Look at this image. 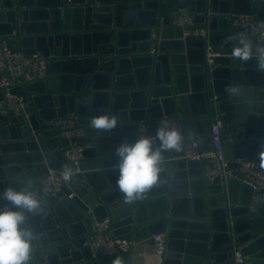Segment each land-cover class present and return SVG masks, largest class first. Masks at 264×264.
Instances as JSON below:
<instances>
[{"label": "water", "instance_id": "95a60500", "mask_svg": "<svg viewBox=\"0 0 264 264\" xmlns=\"http://www.w3.org/2000/svg\"><path fill=\"white\" fill-rule=\"evenodd\" d=\"M170 1L175 0H0V36L16 31L24 53L51 56L47 82L15 90L33 93L39 118L31 116L22 126V117L9 123L0 117V191L28 188L48 171L45 161L65 167L52 163L60 158L52 132L43 129L37 142L29 124L47 129L48 121L77 111L93 139L81 162L84 172L73 178L76 196L45 197L46 213L31 216L39 234L32 264H97L81 236L89 219L108 214L117 236L141 241L167 232L165 264H233L236 248L244 264H264V213L250 216L248 185L231 179L228 196L221 197L207 186L199 161L178 159L165 162L160 182L139 201L125 204L117 188L116 146L134 141L145 122L147 134H154L165 115L182 118L187 133L206 134L216 113L223 114L222 152L231 167L237 159L261 161L264 153V71L256 58L242 62L232 56L237 41L229 37L241 30L228 26L231 13L256 11L264 19V0H189L196 22L211 28L208 42L221 51L213 70L204 66L206 40L170 25L171 15L164 13ZM154 28L161 36L155 56ZM251 91L257 99L248 105L244 95ZM101 114L119 115L122 123L110 133L98 132L90 120ZM119 258L109 262L124 264Z\"/></svg>", "mask_w": 264, "mask_h": 264}, {"label": "built area", "instance_id": "2783aa9c", "mask_svg": "<svg viewBox=\"0 0 264 264\" xmlns=\"http://www.w3.org/2000/svg\"><path fill=\"white\" fill-rule=\"evenodd\" d=\"M264 23L260 14L253 11L250 14H229V28L238 27L244 36L253 42L254 46L264 45V28L259 25ZM170 25L183 27L184 36L193 35L206 40L204 52V66L213 70L216 66L214 58L221 55L219 48L208 42L210 33L209 25L198 23L195 14L185 6L173 10ZM161 36L153 29L151 34L152 48L150 53L156 55ZM51 56H44L37 52L26 54L21 48L15 47L7 40L0 38V117L3 122L24 118L22 126H25L31 116L38 115V109L32 102L29 93L16 92L21 88L27 90V85L39 81L49 80V62ZM264 90V88H263ZM218 95L214 96V100ZM167 121L172 127L179 129L184 137L183 147L180 151H170L164 154L165 162L168 160H197L201 163L203 177L210 190L215 191L221 197H227L229 193V181L236 179L241 185H248L252 189V201L249 203V214L255 216L264 213V167L261 161L255 159H237L236 167L230 166V161L222 152L224 144L223 129L226 124L223 114L217 112L207 127L206 134H192L185 131V123L179 116H163L159 119ZM49 127L35 129L29 124V133L32 139L39 142L43 138L42 130H50L52 139L56 141L54 152L60 153V158L54 162H62L71 167L74 175L65 179L64 168L51 167L50 161H45L48 171L40 176L35 183L28 188L39 189L43 204L45 197H52L57 201L64 199L72 200L76 193L72 184L75 174L83 173L81 162L85 160L86 151L93 147V139L88 132L89 124L80 123L77 111L68 113L63 117H56L48 121ZM148 124L142 123L137 130L139 135L147 134ZM155 134V132H154ZM152 134V135H154ZM151 135V134H150ZM206 140V141H205ZM66 141V143H63ZM205 141V142H204ZM43 153L44 150L40 148ZM113 220L108 214L103 219L91 218L87 221V230L81 236L82 247H87L90 259L97 264L104 263L114 256H121L129 252L134 244L131 235H114ZM154 251V264H165L168 234L160 232L151 235ZM244 255L241 248L233 252V264H244Z\"/></svg>", "mask_w": 264, "mask_h": 264}, {"label": "clouds", "instance_id": "9594fccd", "mask_svg": "<svg viewBox=\"0 0 264 264\" xmlns=\"http://www.w3.org/2000/svg\"><path fill=\"white\" fill-rule=\"evenodd\" d=\"M259 27L264 28V23ZM229 39L237 41L232 51L234 58L242 62L256 58L258 69L264 71V45L254 46L243 33ZM121 123L119 115L101 114L92 117L90 127L98 132L110 133ZM183 140L179 129L161 120L154 135H139L134 141L122 140L116 146V185L125 204L139 201L160 182V173L165 164L164 153L180 151ZM261 167H264V153ZM64 174L65 179L74 175L68 165H65ZM0 201L7 202L0 207V264H32L36 251L34 242L39 239V234L31 227L30 219L32 215L46 213L39 189L17 190L9 186L0 191Z\"/></svg>", "mask_w": 264, "mask_h": 264}, {"label": "crops", "instance_id": "0c3cea01", "mask_svg": "<svg viewBox=\"0 0 264 264\" xmlns=\"http://www.w3.org/2000/svg\"><path fill=\"white\" fill-rule=\"evenodd\" d=\"M181 6H185V7L189 8V10H191V7L189 5V0H175V1H170V3L167 4V9H166V11H164V13L168 12V13H170V15H172L173 10L175 8L181 7ZM219 24H218V27L220 26ZM210 30H211V28H210ZM3 37L7 38V40H9V42L11 41L10 43L14 44L15 47L21 48L18 33H16V31H14L13 34H11V35L0 36V38H3ZM208 39H209V37H208ZM214 46L217 47L216 45H214ZM217 48H219V47H217ZM254 90H256V89L254 88ZM31 96H33V93H31ZM255 97H256L255 91L246 92L244 95V103H246L248 105L249 104H251V105L255 104V102H256L255 100L257 99V97L256 98ZM4 122H6V121H4ZM209 124L210 123L207 124V127H209ZM225 134H227V132H225L224 135ZM231 184H232V194L234 197L238 198V196H239L238 186L235 182H232ZM153 251H154V246H153V241H152L151 237L144 239V240H141V241H135L134 240V244H133L132 249L129 252L121 254L119 259L121 261H123L124 264H154ZM101 264H111V263L108 260V261L101 263Z\"/></svg>", "mask_w": 264, "mask_h": 264}, {"label": "rangeland", "instance_id": "374dc122", "mask_svg": "<svg viewBox=\"0 0 264 264\" xmlns=\"http://www.w3.org/2000/svg\"><path fill=\"white\" fill-rule=\"evenodd\" d=\"M11 42V41H10ZM14 45V44H13Z\"/></svg>", "mask_w": 264, "mask_h": 264}]
</instances>
